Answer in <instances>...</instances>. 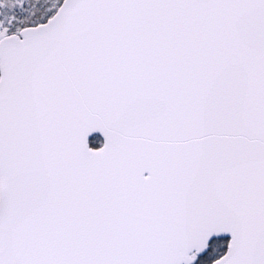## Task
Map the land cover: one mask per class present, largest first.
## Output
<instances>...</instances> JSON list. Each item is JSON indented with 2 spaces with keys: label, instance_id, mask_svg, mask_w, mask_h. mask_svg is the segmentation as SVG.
Here are the masks:
<instances>
[{
  "label": "snow or ice",
  "instance_id": "1",
  "mask_svg": "<svg viewBox=\"0 0 264 264\" xmlns=\"http://www.w3.org/2000/svg\"><path fill=\"white\" fill-rule=\"evenodd\" d=\"M0 264H264V0H0Z\"/></svg>",
  "mask_w": 264,
  "mask_h": 264
}]
</instances>
